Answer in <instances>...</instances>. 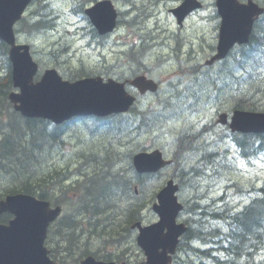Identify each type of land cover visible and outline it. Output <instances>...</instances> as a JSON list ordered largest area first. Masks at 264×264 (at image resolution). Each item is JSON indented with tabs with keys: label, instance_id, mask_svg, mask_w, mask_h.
I'll return each mask as SVG.
<instances>
[{
	"label": "rangeland",
	"instance_id": "rangeland-1",
	"mask_svg": "<svg viewBox=\"0 0 264 264\" xmlns=\"http://www.w3.org/2000/svg\"><path fill=\"white\" fill-rule=\"evenodd\" d=\"M82 1L36 0L26 13L27 18H29L28 20L36 21L37 18H42V14H49L50 19H46L51 22L52 28L49 31H42L39 34H36V32H21L18 35V39L20 43L31 44L34 47V56L40 62L42 71L48 67H54L63 76H68V74H74L81 66L100 70L98 67L105 68V66L109 65V62L114 63L115 60L119 62L120 58L123 57H119L121 48H129V45L122 44V40L118 41L122 36L125 37L126 41L134 39V36L130 35V33L138 32L139 29L142 34H146L145 38H149L146 44L149 45L150 49L146 54L145 61L153 67L152 74L162 83L159 96L162 99L155 102V99L150 98V100L143 102L139 108V114L147 112V117L151 118L156 113L161 119L158 117L155 118L154 122H156V126L152 127L151 131L141 135L139 139L135 138V134H132L131 142L126 140L128 143H123L122 146L118 144L115 147L119 152L115 167L117 172H120L126 179L132 181L130 182L132 189L135 186L139 188L137 203L141 207H134L131 211L134 213L138 212V214L144 216V225H151L159 220L158 215L153 212L152 206L156 202L158 191L173 176L174 170L172 168L175 165L144 182L142 187H139L135 183L133 172L129 169L123 170V168H128V161L135 152H138V150L144 151L147 148H158L164 152L167 158L174 159L173 152L177 154L178 151L175 149L176 137L180 130L184 128H193L196 131H202L204 129V136L207 137V143L212 144V148L209 151H216L215 153L219 152L221 154L219 156L220 158L218 157L217 159V163L220 162L222 165L219 166L217 164L218 169L216 171L211 172V169H208L204 176L195 179L196 182L194 181L192 184L186 183L179 193L181 200L186 203V206H191L198 201L201 203L202 208L204 207L209 210H213L216 207L225 209V203H229L234 209L240 210L250 199V193L246 190L254 186L259 187L264 181V154L252 162L243 160L240 153L236 150L232 138L233 145L230 143L229 136H227L228 132L225 130L226 128L217 123L219 114L232 108L235 98L243 95L244 90L249 88V82L240 81L237 77L234 78L235 74L233 72L232 74L228 72L226 74H230V78L223 79L222 77L219 83H215L212 80L218 77L219 65L208 68L204 64L213 55L212 47L216 45L218 38L220 20L217 17L215 0H205L203 10L191 16L182 28H179L174 16L170 13V9L176 7L181 0H112L121 13L120 20L123 24L125 20L132 18L136 20L135 26H133L134 24H121L110 42L104 40L106 42V48L103 49V53L106 56L105 61H103L99 53L102 50V46L99 44L102 42L89 35L91 34L90 23L84 14L81 13L82 10L77 7ZM257 1L262 4L264 3V0ZM44 4H47L46 8L42 7ZM91 4L85 2L82 6L85 9ZM162 31L165 34L163 38L159 39V46H151L149 44L151 35L154 32ZM135 37L138 38L136 35ZM115 41L119 44H114L113 42ZM142 42H144V39H142ZM91 44L93 46L97 45V49L94 50L88 46ZM112 45L117 47L114 48ZM125 45L127 46L123 47ZM191 58H195V62L198 65L196 66L199 68L197 71L199 74L195 76L187 71L189 63L192 64L190 62ZM155 63H158V65H155ZM260 63L259 71L261 73L255 71L253 76L258 81L264 77V57L260 59ZM104 71L107 73L110 72L108 69ZM237 71L238 76H242L241 71ZM132 73V70H126L124 76L126 74L131 75ZM5 75V62L0 55V80ZM180 80L182 81L181 85L169 88V82L176 85ZM3 117L6 119L7 115L4 114ZM136 122L137 119L132 118L129 123L134 126ZM205 126L206 128H204ZM183 135L185 136L186 134L184 133ZM89 139L90 136L86 133L85 127L75 124L69 132V140L77 147L75 148L70 144V148L63 147L65 150L55 148L52 151L50 150L51 152H47L45 158H40L42 165L37 170L33 168V172H37L38 177L34 176L30 170L31 168L27 167V163L24 160H22L24 169L27 172L29 171L25 177L17 175L15 172L18 170L13 168L12 172L14 176L11 175L12 177H8V172L2 170V167H0V198L7 190L19 188L26 181H29L32 185L36 184L38 182L37 179L42 178L39 177L42 174H48V180H50L49 174L53 170H58L61 174L60 176L63 177L68 174V178L63 182L66 188L71 182L74 183V181L81 179L86 174L93 175L92 166L86 165L83 170L77 169L80 168L78 167V162H81L82 159L78 158V152L101 151L105 145H109L105 141L106 139L101 136L98 138L101 142L98 141L93 146L88 142ZM224 150H228V152L223 154ZM207 151L208 149L205 152ZM130 154L132 155L130 156ZM100 155L103 156L101 153ZM195 162L196 160L192 159L185 166L194 164ZM105 163L108 164L109 161H103L98 168L100 170L104 169ZM10 170L11 168L8 169V171ZM12 178H16L17 183L14 184ZM66 180L69 181L66 183ZM234 183L243 186L242 193H238L234 187L228 188V186L230 187ZM58 185L57 190L59 191L62 185L61 183ZM107 187L111 186H104L101 183L89 184L88 189L90 192L93 188L95 191L91 200H98L102 193L108 195ZM111 190V192H116L115 187H112ZM153 196H155L154 201ZM131 203L132 201L127 200L125 197H117L116 199L117 208L120 212L128 204L130 206ZM109 206L108 204L106 209L108 212L105 211L102 214V220H100L101 218L94 217V220L101 224L95 231L101 232L102 228H105L102 224L107 223V220L111 219L114 211L112 209L109 210ZM199 214L193 219V216L189 215V211H185L180 214L179 220L180 222H184L189 219L195 222L200 221L207 226H216V224L207 221L205 217ZM125 216H117L114 224L117 226L122 222L126 225ZM128 219L132 218L129 217ZM110 230L106 229L104 235L112 233ZM119 234L121 242L126 240L127 244H123L122 242L118 248L111 246V240L108 238H99L98 236L95 239L93 238L91 243H87V246H84L83 243L88 240H81V245L95 253L98 250L101 254L113 252L112 256L114 258H123V261H128L131 264H143L145 260L144 254L135 241L137 233L130 234L121 232ZM214 242L218 241L214 239ZM212 248H214V251L219 249L217 245H214ZM122 251L124 254L116 253ZM214 251L212 252L216 255ZM80 252H82V249ZM71 254L73 252L67 256ZM198 254L199 256L194 254L186 245L185 249L178 254V258L180 257L178 264H212V259H202L203 256L201 253ZM75 255L78 256L80 253L75 252Z\"/></svg>",
	"mask_w": 264,
	"mask_h": 264
},
{
	"label": "trees",
	"instance_id": "trees-1",
	"mask_svg": "<svg viewBox=\"0 0 264 264\" xmlns=\"http://www.w3.org/2000/svg\"><path fill=\"white\" fill-rule=\"evenodd\" d=\"M28 21L29 20L26 18L21 23V25H23L21 29L26 32H36L49 27V21L46 19H41L36 22ZM241 50L243 79L244 82H249V88L247 91L244 90L243 95L236 97L238 100L235 102L234 107L243 110L264 112V79L258 81L253 77L254 72L257 71L261 65L259 57L264 55V25L257 27V31L255 30L252 34L250 44L248 46H243ZM7 54L8 47L0 41V55L3 57L5 68L7 69V76L3 83L0 84V115L2 117L4 114L8 116V120L4 119V121L6 120L4 123L7 128L14 123L7 132V135L0 141V167H2V170L8 172V177L14 176L12 172L13 169L18 170L15 172L17 175L25 177L28 175L29 171L27 172L24 169L22 160L27 163V167H30L32 172L33 168L37 170V168L42 165L39 156L42 154L44 144L47 142H59L63 129L62 127H57L47 134L48 131L45 121L22 119L19 117L18 120L14 122L15 117L10 113V109L7 107V96L11 88V65L8 61ZM231 69V65L223 66L222 73H225L226 78H230V74L227 75L226 73L231 72ZM152 125L147 121L146 127L148 129L152 128ZM110 127L111 125L106 127L105 130L109 133H115L114 129H110ZM184 133L186 134L185 136L183 135ZM204 133L203 131H195L193 128H184L177 134L175 148L177 147L176 149L178 151L177 154L173 152L175 159L173 165H175V167L172 166V169L174 170V175L180 182L181 188H183L186 183L192 184L196 178L204 176L208 169H211V172L216 171L218 169L217 164H219V166L222 165L220 162L217 163V153H213L212 151L205 152L206 149L209 150L212 148V144L207 143V137L204 136ZM232 136L239 148L238 150L241 149L240 152L243 160L252 162L264 154V134H232ZM25 138H27V140ZM116 138L118 141H116L115 146L111 145V141H109V146L105 145L103 147V151L105 152L104 156H101L100 153H98L99 151L90 152L87 155L80 154L82 159L81 162H78V167L80 168L77 169L83 170L86 165L92 166L93 175L86 174L82 176L85 178L83 183L76 180L77 188H75V186L74 189L68 192V188L63 185L66 176H60L61 174L56 170L49 174L50 180H48V174L40 175L39 177L42 178L37 179L38 182L33 185L25 179V184L23 183L19 188L7 190L1 197L7 194L25 192L36 195L40 199L47 200V197L58 194V197L49 201H52L54 205H62L65 203L70 207V211H66L65 216L52 225L50 233L52 238H55L54 241L58 240V238L61 239V251L65 254H70L72 252L81 253L80 250H83L84 247L81 245V240L76 238V235L81 239L80 235L83 231L79 230L85 225L84 222L86 221L92 224L93 231H95L97 226L101 225L94 220V217L101 218L100 220H102V214L105 213L108 204L110 205L113 203L114 192H111L112 187H115L118 198L125 197L131 199L133 196L130 182H128L120 172H117L118 174L116 175L111 171L112 167H116L117 157L119 155L118 149L115 147L118 144L122 146L124 142L122 141L120 133L117 134ZM24 139L25 142H23ZM57 145L62 147L61 143ZM55 148L59 147L55 145L51 147L50 150L52 151ZM99 158L105 162L109 161L108 164L105 163L104 169H102L103 171L98 168L103 162ZM192 159H195L196 162L185 166L186 163ZM10 168L11 172L8 171ZM33 174L38 177L37 172H33ZM12 179L14 184L17 183L16 178ZM141 179L144 183L145 180L143 178ZM59 183H61L62 187L61 190L58 191ZM95 183L111 186L107 187L108 196L102 193L98 200H91L95 191L93 188L90 192L88 185ZM231 187H234L238 193L243 192V186L240 184L234 183L230 188ZM246 191L250 193V199L242 210H234L229 203H225V209L216 207L213 210L202 208L199 202L194 203L195 206L197 204L196 207L194 204L186 206L185 211L191 212L189 215L193 216V219L200 213L199 215L205 217L207 221L216 224V226H207L205 223H200V221L195 222L191 220L190 223L187 221L189 229L184 236V241L180 245L181 249H185V239L186 243L187 241H193L194 246H199L197 243L209 244L216 239L220 240L216 245L219 247V251L223 252V254L217 256L216 261L219 264H264V181L261 183V186H254ZM130 209L129 207V209L125 211L126 214L130 212ZM117 210L116 204L114 212ZM126 217L127 219L129 217L132 218L130 222L135 219H141V215L138 214V212L129 213ZM6 220L7 217L2 219L3 222ZM114 221L115 218L113 217L106 223L107 230L111 229L110 232L112 231V233L104 235L103 237L118 243V241L113 238H118V234L124 232V230L121 225L119 229V227L114 224ZM203 225H205V227ZM98 237L100 238L101 236L99 235ZM83 244L87 246V244ZM221 256H223L225 260H222ZM220 260L225 262L221 263Z\"/></svg>",
	"mask_w": 264,
	"mask_h": 264
},
{
	"label": "water",
	"instance_id": "water-1",
	"mask_svg": "<svg viewBox=\"0 0 264 264\" xmlns=\"http://www.w3.org/2000/svg\"><path fill=\"white\" fill-rule=\"evenodd\" d=\"M31 1L0 0V38L11 47L12 80L21 90L20 94L10 96L15 108L28 118L49 119L57 124L78 115L106 116L127 111L133 99L112 83L103 84L101 79L71 83L63 81L56 70H48L41 81L34 83L38 65L32 59L30 46L17 44L14 33V25ZM198 7L193 1L186 0L174 13L181 23ZM217 7L222 24L218 54L212 62L225 58L236 43H249L254 22L264 13V8L252 0L247 4L238 0H217ZM86 13L101 34L116 26L117 13L110 1L98 3ZM140 83L143 82L140 80ZM226 117L221 116L223 123H226ZM231 128L234 132L264 133V113L235 111ZM160 160L159 153L142 154L135 158V167L139 173L156 172L162 168ZM178 190V185L169 183L159 193L160 205L154 206L161 218L159 223L146 229L137 225L140 229L138 242L146 253L147 264H169L172 261L169 253H176L179 238L187 231L184 224L176 222L183 210L176 196ZM60 211V208L51 209L49 203L21 194L0 202V216L10 213L14 217L8 225L0 224V264H49L43 244L50 223L58 218ZM81 264L114 263L98 262L88 257Z\"/></svg>",
	"mask_w": 264,
	"mask_h": 264
},
{
	"label": "bare ground",
	"instance_id": "bare-ground-1",
	"mask_svg": "<svg viewBox=\"0 0 264 264\" xmlns=\"http://www.w3.org/2000/svg\"><path fill=\"white\" fill-rule=\"evenodd\" d=\"M116 6V5H115ZM116 8H117V6H116ZM118 9V8H117ZM117 15H118V17H119V19H120V16H121V13H120V11L118 10L117 11ZM126 24H128V25H132V24H134L133 26H135V21H134V19L132 18V19H130V20H125V22H124V24L123 25H126ZM164 34H165V32L164 31H162V32H154V34H150L151 35V40H150V45L151 46H155V47H158L159 46V44H160V42H159V39H161V38H163V36H164ZM130 35H132V36H134V39L136 38L135 37V35L136 36H138V38H142V39H144V41H147V40H149V38L148 37H146L145 38V36H146V34H142V32L138 29V32H131L130 33ZM167 36V35H166ZM127 45H125V46H123V47H126ZM128 51V49H126V48H121V52L119 53V57L120 56H124L125 54H126V52ZM120 62V61H119ZM190 62L192 63V64H190L189 63V66H188V71L191 73V74H193V76H195L196 74H199V73H197V71L199 70V68L197 67L198 65H197V63L195 62V58H191L190 59ZM188 63V62H187ZM197 65V66H196ZM197 67V68H196ZM229 73H231L232 74V72H229ZM234 78H236V76H234ZM239 81V80H238ZM167 89V88H166ZM198 93V92H197ZM182 94V93H181ZM193 94V93H192ZM199 94V93H198ZM162 99V98H161ZM173 103V102H172ZM176 106V105H175ZM182 107V106H181ZM10 109V108H9ZM164 111V110H163ZM191 114V113H190ZM160 118L161 119V117L160 116H158L156 113H154L153 114V116L151 117V118H149V117H147V112H142V113H140V114H138V118H139V120L141 121V123H138V120H137V122H136V124H134V126L133 125H131V134H130V136H132V134H135V138H137V139H139L140 137H141V135H143V134H145V133H147L148 131H151V130H149L147 127H146V123H147V121H149V123H151V125L154 127V126H156V124H155V118ZM4 118V117H3ZM6 120H8V116H7V118H6ZM5 120V121H6ZM193 125V124H192ZM191 126V125H190ZM193 127V126H192ZM204 128H206V126L204 127ZM203 129V128H202ZM196 131V130H195ZM201 131V130H200ZM203 132H205V130L203 129L202 130ZM7 135V134H6ZM133 138V137H132ZM205 138V137H204ZM232 139H233V143H234V145H235V147L237 148V149H239L238 147H237V144H236V142L234 141V137L232 136ZM201 140V139H200ZM138 142V141H137ZM209 142V141H208ZM246 142V141H245ZM248 142V141H247ZM123 143H128L127 141H124ZM61 145H62V147H64V145L61 143ZM140 149V148H139ZM214 150V149H213ZM241 150V149H240ZM240 150H238L239 151V153H240V155H241V152H240ZM158 151H159V149H158ZM209 151V150H208ZM59 152V151H58ZM142 151H139L138 150V152H135L134 154H137V153H141ZM160 152L162 153V159L160 160V165H161V167L162 168H160V169H158L156 172H155V175H153V173H148L147 174V176L145 177V182L146 181H148V180H150L151 178H153L154 176H157L158 174H161L163 171H165V170H167V169H170V167L172 168V166H173V164H174V159L172 158V159H169V158H167L166 156H165V154H164V152L163 151H161L160 150ZM216 152V151H215ZM215 152H213V153H215ZM218 152V151H217ZM228 152V150H224V152H223V154H226ZM218 154V157L221 155L219 152L217 153ZM132 154H130V156H131ZM210 156V155H209ZM204 157V156H203ZM191 158V157H190ZM220 158V157H219ZM241 158H242V155H241ZM243 159V158H242ZM16 163V162H15ZM200 163V162H199ZM198 163V164H199ZM228 164V163H227ZM184 165V164H183ZM200 165V164H199ZM208 167V166H207ZM103 171V170H102ZM185 171V170H184ZM205 172V171H204ZM74 173V172H73ZM97 173V172H96ZM119 173V172H118ZM185 173V172H184ZM183 173V174H184ZM134 174V173H133ZM74 175H75V173H74ZM68 178V174L66 175V179ZM134 178H135V183H137V185L139 186V187H142L144 184H143V182H142V179H141V177L139 176V175H135L134 174ZM125 179V178H124ZM69 180H66L65 182L67 183ZM107 181V180H106ZM127 181L128 182H132L131 180H128L127 179ZM169 183H172V184H174V185H178L180 188H181V186H180V182L178 181V179L176 178V176L173 174V176H171V178L169 179V180H167L166 181V183H165V185H168ZM76 186V182L74 181V183H70V185L67 187L68 188V192L70 191V190H72V189H74V187ZM107 186V185H106ZM75 188H77V186L75 187ZM117 192V191H116ZM132 192H133V196H132V198L131 199H128L127 198V200H129V201H132V203H131V205L129 206V204H128V206L122 211V212H120L119 210H117V211H115L114 213H113V215L111 216V219L114 217V218H116L117 216L118 217H122L123 215L125 216L126 215V213H125V211L127 210V209H129V207L130 208H132L133 206H135V203L136 204H138L137 203V200H138V194H139V188L137 187V186H135V188L134 189H132ZM57 196H59V195H57ZM108 196V195H107ZM119 196V195H118ZM54 198H56V196H52V197H47V200H52V199H54ZM198 202V201H197ZM88 203V202H87ZM185 203V202H184ZM184 203L182 202V205H184ZM217 203V202H216ZM186 204V203H185ZM201 204V203H200ZM245 205H247V204H245ZM244 205V206H245ZM92 206V205H91ZM139 206H140V204H139ZM194 206H195V204H194ZM196 206H197V204H196ZM195 206V207H196ZM202 206V205H201ZM243 206V207H244ZM194 207V208H195ZM243 207L240 209V210H242L243 209ZM204 208V207H203ZM227 209V208H226ZM234 209V208H233ZM234 210H237V209H234ZM191 211V210H190ZM91 212V211H90ZM125 213V214H124ZM191 213V212H190ZM189 213V214H190ZM222 213V212H221ZM123 214V215H122ZM220 215V214H219ZM177 217H180V214H178V216ZM227 217V216H226ZM125 220H126V225H124L125 223H119L117 226L119 227V229H120V225L123 227V230H124V232L123 233H130V231L128 230V228L129 229H131V230H133L134 232H136L137 234H140V229L137 227V223L135 222V221H132V222H130V219H126V218H124ZM75 220V219H74ZM129 220V221H128ZM110 220H107V223L109 222ZM190 221L191 220H189V223H190ZM203 221V220H202ZM88 221H86V222H84V224H86ZM95 222V221H94ZM93 222V223H94ZM124 222V221H123ZM201 223V222H200ZM116 225V224H115ZM128 225H129V227H128ZM135 226V227H134ZM204 227H205V225H203ZM134 227V228H133ZM143 229H146V228H143ZM199 229V228H198ZM197 229V230H198ZM201 230V229H200ZM225 231V230H224ZM223 232V231H222ZM215 233V232H214ZM225 234V233H224ZM86 235V233L83 231V233L80 235L81 236V239L84 237ZM119 235L120 234H118V238H119ZM199 235V234H198ZM49 237L52 239V235H51V233H49ZM225 237V236H224ZM260 237V236H259ZM116 239L117 241H118V243H115L114 241H111V246H113V247H115V248H118L121 244H122V242H120L119 243V239ZM204 238V237H203ZM216 238V237H215ZM228 239V238H227ZM93 241V240H92ZM136 241V244H137V239L135 240ZM184 241V236H181L180 238H179V243H178V245H177V247H176V253H178L179 254V252H181L183 249H181V247H180V245H181V243ZM216 241H218V242H214V240L213 241H211L209 244L207 243H197V244H199V246H194L193 245V241H187L188 243H186V239H185V246L187 245L188 246V248L189 249H191V251L194 253V254H196L197 256H199V254L198 253H201V255L204 257H202V259H206V258H209V259H212V264H219L217 261H216V259H217V256L218 255H221V254H223V252H221V251H219V249L218 250H216V251H214L213 249L214 248H212V247H214V245H216V243H219V241L220 240H216ZM196 242V241H195ZM224 242V241H223ZM85 244H87V243H91V241H85L84 242ZM230 246V245H229ZM63 248V247H62ZM219 248V247H218ZM88 250V251H86V250ZM198 250H200V251H198ZM204 250V251H203ZM86 251V252H85ZM212 251H214V253H216V255H214L213 254V252ZM63 252V251H62ZM90 253H93L92 251H90L89 250V248L87 249V248H84L83 250H82V252L80 253V255H82V254H90ZM109 253V252H108ZM63 254L65 255V256H67L68 254H65L64 252H63ZM224 256V255H223ZM223 256H221V258H222V260L224 259V257ZM82 258V256H79L78 257V259H81ZM112 258H114L113 256H112ZM179 259H180V257L177 259V261H176V264H178V262H179ZM225 260V259H224ZM220 262L221 263H224L225 261H221L220 260Z\"/></svg>",
	"mask_w": 264,
	"mask_h": 264
},
{
	"label": "flooded vegetation",
	"instance_id": "flooded-vegetation-1",
	"mask_svg": "<svg viewBox=\"0 0 264 264\" xmlns=\"http://www.w3.org/2000/svg\"><path fill=\"white\" fill-rule=\"evenodd\" d=\"M127 53V52H126Z\"/></svg>",
	"mask_w": 264,
	"mask_h": 264
}]
</instances>
